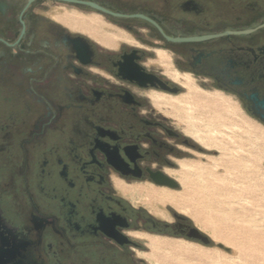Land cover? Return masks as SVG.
<instances>
[{
	"label": "flooded vegetation",
	"instance_id": "flooded-vegetation-1",
	"mask_svg": "<svg viewBox=\"0 0 264 264\" xmlns=\"http://www.w3.org/2000/svg\"><path fill=\"white\" fill-rule=\"evenodd\" d=\"M28 1L0 0V264H147L131 258L141 231L199 240L119 183L168 173L196 147L153 101L181 94L188 75L264 125V0H89L120 16ZM46 1L95 10L137 43L85 36L82 63L68 42L82 34ZM144 74L154 84L130 78Z\"/></svg>",
	"mask_w": 264,
	"mask_h": 264
},
{
	"label": "rangeland",
	"instance_id": "rangeland-1",
	"mask_svg": "<svg viewBox=\"0 0 264 264\" xmlns=\"http://www.w3.org/2000/svg\"><path fill=\"white\" fill-rule=\"evenodd\" d=\"M44 5L48 16L91 40L112 47H118L122 39L137 43L127 31L95 10L55 1H46ZM112 34L118 37L113 39ZM188 76L194 86L189 88L181 82L184 85L181 94L158 93L188 101V104L182 103L186 108L178 111L165 104L158 106L164 107V111L168 109L174 126L196 145L182 146L187 149L188 156L177 159L179 166L175 169H167L179 187L158 185L150 179L126 184L120 181L119 184L126 187L124 193L135 205L147 207L161 221L186 219L192 227L207 235L210 243L141 231L145 247L131 258L147 264H264V125L249 115L235 97L204 88L193 76ZM187 111L202 115L203 119H195L202 129L205 123L217 124L218 130L211 133L215 137L214 145H202L192 129H188ZM182 162L194 164L195 172L199 167L207 168L211 173L207 185L201 186L195 174L186 177ZM152 189L170 190L175 194L174 202L162 203ZM150 238L181 241L191 246L193 252L182 256L155 252L149 244ZM217 243H222L223 247Z\"/></svg>",
	"mask_w": 264,
	"mask_h": 264
},
{
	"label": "bare ground",
	"instance_id": "bare-ground-1",
	"mask_svg": "<svg viewBox=\"0 0 264 264\" xmlns=\"http://www.w3.org/2000/svg\"><path fill=\"white\" fill-rule=\"evenodd\" d=\"M84 29V28H83ZM118 37L117 34H112V38L116 39ZM186 83V85L191 88L194 86V82L190 77H188V82L183 81ZM214 98V97H213ZM212 100H215L213 99ZM153 101L156 105L160 106L161 104H165L170 106L173 110H181L185 109L186 107L182 106V103H187L188 101L185 99H179V98H168L166 96H162L161 94L154 93L153 94ZM191 109V107H187V110ZM202 115H197V113L189 112L187 111V124L188 129H192L191 132L195 133L196 138H198L202 145L206 146H212L213 144V137L211 135L212 132L217 131V124L215 123H208L204 124L205 128L202 129L199 125V123L196 121L197 119H203L201 117ZM196 119V120H195ZM200 131H203L201 134ZM183 165V173L186 175V177L191 176L193 174L197 175L199 180L202 182L201 186L205 187L207 185L208 177L211 175L210 171L205 168L204 166L199 167L198 171L195 170V165L192 163L182 162ZM168 172V171H167ZM169 174V173H168ZM152 192L155 197H157L162 203L166 202H174V196L175 194L172 193L170 190L167 189H152ZM150 246L154 249L155 252L158 251H165L170 254H175L178 256H182L183 254H190L193 252V248L189 246L186 243H183L181 241H175V240H168V239H158V238H150L149 240ZM206 256L205 254H203Z\"/></svg>",
	"mask_w": 264,
	"mask_h": 264
},
{
	"label": "water",
	"instance_id": "water-1",
	"mask_svg": "<svg viewBox=\"0 0 264 264\" xmlns=\"http://www.w3.org/2000/svg\"><path fill=\"white\" fill-rule=\"evenodd\" d=\"M34 0H29L26 7L29 6ZM57 1H64V2H69V3H75V4H80V5H85L88 7H91L95 10H98L103 13L111 14L114 16H120V13L114 12L109 10L108 8L100 5L99 3L95 1H89V0H57ZM150 21H152L150 18L146 16H142ZM153 22V21H152ZM213 35H208V36H194V37H189V38H173V37H168V39L173 40V41H181V40H200L202 38H208ZM72 45L73 50L76 52V57L82 62V63H88L90 60V43L88 41V38L85 36L79 35L77 37L69 38L68 39ZM131 79L135 78L140 84L146 85L149 82L154 84V80L156 79L153 75L151 74H144L143 76H134L130 77ZM174 90H177L174 88ZM258 114V113H257ZM260 115V114H258ZM262 119H264L263 115H260ZM117 166V165H116ZM118 169L122 170L121 167L117 166ZM151 179L154 183L162 186H168L172 188H177L179 187L178 181H176L175 178L170 176L168 173L162 172V171H157V172H152L151 173ZM191 235L194 237L198 238L204 243H210V238L202 233L200 230H198L196 227L191 228ZM218 246L223 247L222 243H217ZM225 249H229L228 247H225Z\"/></svg>",
	"mask_w": 264,
	"mask_h": 264
}]
</instances>
